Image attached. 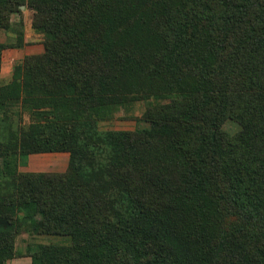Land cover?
Returning <instances> with one entry per match:
<instances>
[{"label": "trees", "instance_id": "trees-1", "mask_svg": "<svg viewBox=\"0 0 264 264\" xmlns=\"http://www.w3.org/2000/svg\"><path fill=\"white\" fill-rule=\"evenodd\" d=\"M22 6L45 54L0 87L31 117L0 138V264L23 230L71 240L32 264H264V0H0V30ZM139 101L148 127L99 129Z\"/></svg>", "mask_w": 264, "mask_h": 264}, {"label": "rangeland", "instance_id": "rangeland-1", "mask_svg": "<svg viewBox=\"0 0 264 264\" xmlns=\"http://www.w3.org/2000/svg\"><path fill=\"white\" fill-rule=\"evenodd\" d=\"M33 15L31 9L22 6L19 12L11 15V24L14 32H5L0 30V43L6 45L17 44L16 31L24 34L25 44L21 48H7L2 53V62L0 70V87L8 84L12 80L13 71L16 65L24 62L28 57H43L45 54L44 38L33 29ZM149 104L147 101H139L135 104L122 109L116 116L108 121H102L99 124L101 131H125L134 132L148 127L144 122V114L148 110ZM12 124V125H11ZM31 124V117L28 112L22 108L21 105L10 113L9 117H0V138L7 142L10 139L9 133L14 132L18 136H23ZM9 125V126H8ZM228 132H237V126L228 122L225 125ZM19 144L14 143L13 147L16 150ZM69 154L65 153H51V154H35L30 155L26 160V165L20 163L21 173H50L60 174L67 171L69 166ZM32 161L33 169L29 166ZM43 244H58L62 246H69L71 244L70 238L36 236L29 234L28 230H23L16 239L17 254L14 259L7 264H32V252L36 245Z\"/></svg>", "mask_w": 264, "mask_h": 264}, {"label": "crops", "instance_id": "crops-1", "mask_svg": "<svg viewBox=\"0 0 264 264\" xmlns=\"http://www.w3.org/2000/svg\"><path fill=\"white\" fill-rule=\"evenodd\" d=\"M29 166L31 167V170H34L33 168V165H32V161L29 163ZM33 167V168H32Z\"/></svg>", "mask_w": 264, "mask_h": 264}]
</instances>
